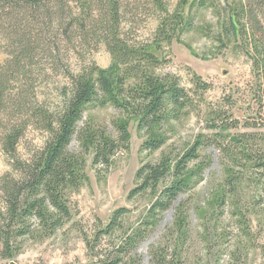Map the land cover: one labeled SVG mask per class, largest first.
Listing matches in <instances>:
<instances>
[{
	"label": "rangeland",
	"instance_id": "374dc122",
	"mask_svg": "<svg viewBox=\"0 0 264 264\" xmlns=\"http://www.w3.org/2000/svg\"><path fill=\"white\" fill-rule=\"evenodd\" d=\"M164 2L171 14L179 9L191 24L160 48L151 44L149 49L161 62L156 73L177 77L192 104L166 127L167 143L158 150L144 148L150 133L139 129L136 116L123 114L113 104L88 107L79 131L91 120L115 134L113 121L124 119L130 132L129 147L118 150L109 165L95 166L93 153L88 154L86 180L69 192L71 218L48 236L25 239L15 257H0V264H104L111 259H119V264H151L153 250L180 264H264V171L246 160L223 158L220 146L234 134L264 135V0ZM125 5L127 38L150 44L160 24L159 14L151 11L148 0H126ZM232 19L237 21L236 30L231 27ZM7 57L4 52L0 55L2 61ZM111 63L104 43L90 42L76 51L63 48L55 65L41 53L28 65L30 76L18 86L34 87L39 101L56 110L63 105L64 91L70 85L64 76L68 67L79 72L90 64L108 68ZM135 82L132 77L128 81L129 85ZM212 123L227 128L223 132L226 139L217 135L219 130ZM49 137L47 131L30 127L20 140V156L31 159ZM199 139L204 144L189 170L202 165L204 177L197 181L195 176L193 188L181 197L186 235L178 239L173 209L162 214L158 225L145 224L158 193L133 197L130 193L140 184L137 173L144 164L157 161L163 150L178 154ZM71 148L80 149L78 135ZM10 170L0 143V183ZM171 179L167 177L161 188ZM120 208L127 209L121 226L104 234L102 229ZM146 227L145 240L135 246L126 244L130 235Z\"/></svg>",
	"mask_w": 264,
	"mask_h": 264
},
{
	"label": "trees",
	"instance_id": "16d2710c",
	"mask_svg": "<svg viewBox=\"0 0 264 264\" xmlns=\"http://www.w3.org/2000/svg\"><path fill=\"white\" fill-rule=\"evenodd\" d=\"M148 1L151 11L159 14L160 24L152 42L141 45L124 33L126 0H0V55H8L4 61L0 59V143L11 167L0 183L1 258L13 259L25 239L48 236L71 218L69 192L86 180L88 154L93 153L95 166L109 165L118 150L129 147L130 132L124 119L113 121L115 134L91 120L79 131L78 124L88 107L113 104L123 114L136 116L139 129L150 133L144 148L158 150L167 143L166 127L192 104L190 94L179 85L177 77L156 73L161 62L149 49L151 44L160 48L191 22L188 24L179 9L171 14L164 0ZM231 24L233 30L238 28L236 20L232 19ZM90 42L104 43L112 63L108 68L90 64L79 72L68 67L64 76L70 85L64 91L60 108L44 106L34 87L18 86L30 76L28 65L39 54H47L55 65L63 48L76 51ZM131 77L136 82L129 85ZM214 124L212 128H218L217 135L224 138L227 128ZM32 126L47 131L50 137L43 150L31 159H23L18 146ZM76 135L80 149L73 150L71 143ZM226 138L228 143L220 145L223 158L229 157L233 162L246 160L264 171V135L244 132ZM203 144V139H199L178 154L163 150L157 161L147 162L138 170L140 184L130 196L158 193L146 225H158L162 214L173 209L178 239L186 235V211L181 197L193 188L191 180L195 176L197 181L204 177L202 165L189 170L199 158ZM167 177L172 178L170 183L161 188ZM229 184L233 192V181ZM126 212V208L118 209L102 232H114ZM147 236V227L138 229L126 244L135 246ZM105 262L119 264V259ZM150 262L180 264L159 250L151 252Z\"/></svg>",
	"mask_w": 264,
	"mask_h": 264
},
{
	"label": "water",
	"instance_id": "95a60500",
	"mask_svg": "<svg viewBox=\"0 0 264 264\" xmlns=\"http://www.w3.org/2000/svg\"><path fill=\"white\" fill-rule=\"evenodd\" d=\"M149 242H150V241H147V242H146L144 245H145V246H146V245H148V244H149Z\"/></svg>",
	"mask_w": 264,
	"mask_h": 264
}]
</instances>
